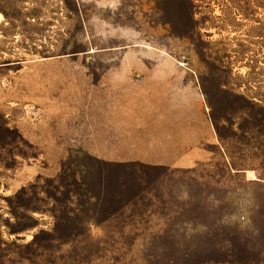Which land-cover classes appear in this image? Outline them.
Returning <instances> with one entry per match:
<instances>
[{"label": "rangeland", "instance_id": "obj_1", "mask_svg": "<svg viewBox=\"0 0 264 264\" xmlns=\"http://www.w3.org/2000/svg\"><path fill=\"white\" fill-rule=\"evenodd\" d=\"M0 14V264H264V0H0ZM167 59L201 91L206 160L65 145L85 109L119 102L108 76L160 68L120 60Z\"/></svg>", "mask_w": 264, "mask_h": 264}, {"label": "crops", "instance_id": "obj_2", "mask_svg": "<svg viewBox=\"0 0 264 264\" xmlns=\"http://www.w3.org/2000/svg\"><path fill=\"white\" fill-rule=\"evenodd\" d=\"M119 62L126 67L137 63L135 66L160 68L127 69L124 74L117 71L119 74L108 76L106 93L117 96L119 102L85 109L80 126L74 125L80 138L65 145L88 147L95 156L98 146L120 148L105 152V160L118 163L186 167L206 160L204 145L209 146L211 129L208 120L202 118L195 124L192 116L194 101L201 99L194 76L163 69L177 67V61L171 59L152 62L156 64Z\"/></svg>", "mask_w": 264, "mask_h": 264}, {"label": "bare ground", "instance_id": "obj_3", "mask_svg": "<svg viewBox=\"0 0 264 264\" xmlns=\"http://www.w3.org/2000/svg\"><path fill=\"white\" fill-rule=\"evenodd\" d=\"M3 18V16L0 14V20ZM249 174L252 179H256V176L253 174V172L249 171Z\"/></svg>", "mask_w": 264, "mask_h": 264}]
</instances>
